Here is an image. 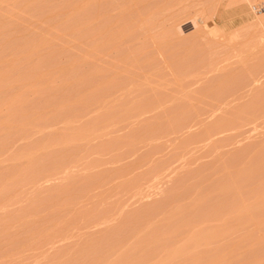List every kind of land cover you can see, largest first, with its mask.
I'll use <instances>...</instances> for the list:
<instances>
[{"label":"rangeland","instance_id":"374dc122","mask_svg":"<svg viewBox=\"0 0 264 264\" xmlns=\"http://www.w3.org/2000/svg\"><path fill=\"white\" fill-rule=\"evenodd\" d=\"M254 7L0 0V264H264Z\"/></svg>","mask_w":264,"mask_h":264},{"label":"bare ground","instance_id":"6f19581e","mask_svg":"<svg viewBox=\"0 0 264 264\" xmlns=\"http://www.w3.org/2000/svg\"><path fill=\"white\" fill-rule=\"evenodd\" d=\"M259 12H260L261 15H262L261 19L264 20V9H262V7H261V10H260ZM259 17H260V16H259ZM261 19H260V20H261ZM262 20H261V21H262ZM263 22H264V21H262V23H263ZM260 23H261V22H260ZM258 47H259V46H258ZM258 52H259V51H258Z\"/></svg>","mask_w":264,"mask_h":264},{"label":"built area","instance_id":"2783aa9c","mask_svg":"<svg viewBox=\"0 0 264 264\" xmlns=\"http://www.w3.org/2000/svg\"><path fill=\"white\" fill-rule=\"evenodd\" d=\"M254 9L257 10V12L260 11V7L259 8L258 7H254Z\"/></svg>","mask_w":264,"mask_h":264}]
</instances>
